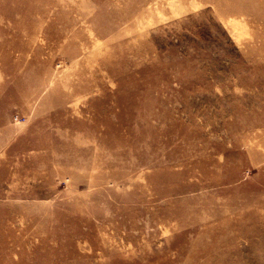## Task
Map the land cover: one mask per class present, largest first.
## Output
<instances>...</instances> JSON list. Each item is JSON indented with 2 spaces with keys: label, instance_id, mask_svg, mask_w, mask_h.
<instances>
[{
  "label": "rangeland",
  "instance_id": "rangeland-1",
  "mask_svg": "<svg viewBox=\"0 0 264 264\" xmlns=\"http://www.w3.org/2000/svg\"><path fill=\"white\" fill-rule=\"evenodd\" d=\"M0 264H264V0H0Z\"/></svg>",
  "mask_w": 264,
  "mask_h": 264
},
{
  "label": "bare ground",
  "instance_id": "bare-ground-1",
  "mask_svg": "<svg viewBox=\"0 0 264 264\" xmlns=\"http://www.w3.org/2000/svg\"><path fill=\"white\" fill-rule=\"evenodd\" d=\"M26 82V81H25Z\"/></svg>",
  "mask_w": 264,
  "mask_h": 264
}]
</instances>
